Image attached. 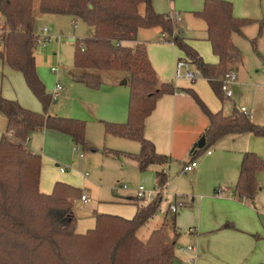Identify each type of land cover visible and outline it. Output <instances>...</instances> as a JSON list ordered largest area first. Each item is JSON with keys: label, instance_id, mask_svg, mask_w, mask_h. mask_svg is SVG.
Wrapping results in <instances>:
<instances>
[{"label": "trees", "instance_id": "trees-1", "mask_svg": "<svg viewBox=\"0 0 264 264\" xmlns=\"http://www.w3.org/2000/svg\"><path fill=\"white\" fill-rule=\"evenodd\" d=\"M35 2L0 0V61L23 76L27 88L46 111L54 100L36 71ZM38 10L40 16H66L93 29L92 37L80 42L74 40L73 66L80 71L74 77L75 82L99 90L104 83L102 72L126 75L130 89L127 121L104 123V130L107 135L139 144L137 154L112 155L132 160L140 172L170 161L156 153L143 131L157 101L174 94L176 89L170 84H159L144 44L134 48L122 44L134 42L139 30L159 29L163 41L184 54L224 103L222 81L228 71H233L230 66L240 56L231 38L242 35L244 27L256 23L235 18L229 2L205 0L203 10L193 15L205 23L206 40L218 60L217 64H208L187 44L170 15L154 11L152 0H38ZM262 31L259 23L256 37L250 40L254 49ZM183 92L208 120V127L201 135L205 144L201 149L192 147L191 161L227 136L264 137V126L254 124L239 109L234 108L230 116L212 113L192 90ZM0 115L6 122L0 136V264H175L179 234L173 221L170 225L173 236L168 240L166 220L146 241L137 237V232L158 213L159 198L145 207L136 204V213L129 220L98 215L95 228L78 235L72 202L81 197L80 191L56 183L51 194L40 192L41 157L26 147L30 134L42 129L55 130L68 135L75 145L86 147L84 123L38 114L6 99H0ZM263 170L262 159L254 153H244L234 194L238 198H252L259 188L256 174ZM167 184L168 175L157 172L155 187L162 192Z\"/></svg>", "mask_w": 264, "mask_h": 264}, {"label": "rangeland", "instance_id": "rangeland-1", "mask_svg": "<svg viewBox=\"0 0 264 264\" xmlns=\"http://www.w3.org/2000/svg\"><path fill=\"white\" fill-rule=\"evenodd\" d=\"M181 2L178 6L179 8H173L172 5H168L167 3L168 9L162 14L185 18V26L181 30L184 38L195 39L202 37L205 29L204 23L199 21L200 25L198 28L193 27L189 20L194 17L193 14L196 12H191V5L187 4V1L183 0ZM193 4L192 8L196 10L199 8V12L203 10L204 1L200 2V6L196 2ZM42 17L44 19L37 20L36 29L43 27L50 28L54 33L56 41L54 40L45 49L37 50L39 55L50 56L52 59L42 67L45 80L41 81L45 85L47 94L53 95L56 83L61 85L62 92L53 99L54 101L44 111L41 104L32 95L23 81V88L25 87V92L29 96L28 104L23 102L25 103V109L38 114L73 119L84 123L85 141L96 151L92 152L88 146L75 145L68 135L50 129L33 132L30 134L28 138L30 141L27 144L32 152L41 157L39 190L42 194H51L56 183H63L80 191L81 195L86 196V203H83L79 197L72 202V212L76 220L75 232L78 235H84L89 230L95 228L96 217L98 215L120 217L127 220L132 219L136 211L134 204L141 205L136 199L135 203L131 199L135 197L138 189L142 187L144 191L150 192L157 188L155 187L154 173L151 170L147 169L144 172H140L132 160L123 155H112V153H138L140 150L139 144L134 141L107 135L104 130V123H110L103 120L108 106L114 102L119 106H128L129 85L127 83V85L120 86L123 81L127 82L126 75L115 72H102L101 76L104 83L99 90H92L81 83L75 82L74 77L80 73L73 66L76 43H70L68 40L69 38H73L76 42L82 41L86 33V25L77 21L74 28L70 18L66 16L49 15ZM180 24L181 18L177 23L179 28ZM157 31V28L142 29L138 32L137 37H143L148 48H154L153 57L156 66L165 79L163 83L174 85L183 91L193 90L208 110L216 107H219L220 110L221 104L219 99L215 96L206 80L200 75L196 76L194 85L199 89L200 94L206 102L196 89L192 88L191 83L186 82V79H177L175 77L176 60L178 58L187 60L184 54L177 48L174 51L170 45L168 46L167 44L169 43L164 42L160 36V32ZM192 44L193 46L197 45L201 50L203 55L196 51L205 63H218L210 44L202 40L193 41ZM257 44L254 49L250 41H242L241 50H239L241 53L240 84L238 82L233 86V96L228 100L234 101L238 109L240 106H245L255 112L257 121L264 123V58ZM207 59L213 60L214 63L206 62ZM172 60L174 61L173 72L170 65ZM52 68H57L58 72L52 73ZM190 69L193 70L192 67ZM13 73H9L6 70L5 82L7 84H9L10 75L13 76ZM18 75L22 78L20 74ZM104 85L117 86L112 87L113 89H106ZM14 91L17 90L15 89ZM123 91L127 92V96H122L124 100L122 98V103H118L119 95L114 94ZM184 95L188 96L185 92ZM228 100L224 101V108L229 104ZM187 121L188 119L185 122ZM186 124L189 129H193L190 127L192 125L190 120ZM5 126V119L0 115V135L4 132ZM253 139L264 141V137L253 136ZM217 147L216 143L209 147V150L215 153ZM131 150L137 152H131ZM109 152L111 154H107ZM79 154H82L83 157L79 158ZM205 158H207L206 151L197 157V162L200 163ZM59 168H65V172H60ZM182 169L183 163L177 161H172L170 164L165 165V172L168 173L169 182L160 206L161 212H158L148 224L137 232L138 239L144 241L148 238L150 231L161 228L165 217V237L167 240L168 238H172L173 233L170 229L172 216H164V212H166L172 196L176 194L178 197H181L179 196L180 193L187 192L195 187L190 180L191 174L183 173ZM216 178L215 170L210 169L203 183L214 181ZM204 186L205 184L202 185V187ZM198 187L200 188L199 183ZM184 201L186 203V199ZM185 210L186 206L176 216L178 217ZM178 227L182 229L180 226ZM184 245L185 243L182 238L178 241L176 245L177 251H175L178 252V249Z\"/></svg>", "mask_w": 264, "mask_h": 264}, {"label": "crops", "instance_id": "crops-1", "mask_svg": "<svg viewBox=\"0 0 264 264\" xmlns=\"http://www.w3.org/2000/svg\"><path fill=\"white\" fill-rule=\"evenodd\" d=\"M181 1L183 0H152V7L157 14H162L168 9L167 3L168 5H172L173 8H179V4L182 3ZM185 1H187V4L191 5V12L195 11L198 13L200 9L198 8L196 10L192 8L194 6L193 3L196 2L198 6H200V2L205 0ZM223 1L232 4L233 16L235 18L249 19L256 22L253 25L244 27L242 29V35L232 36L231 40L239 50H241L242 41H250L256 37L259 23L262 24V36L258 39L257 45L264 58V0ZM33 13L36 23L37 20L44 19L39 15L38 0L35 2ZM180 18V30H183V27L185 26V18ZM70 21L71 23L75 22L72 18H70ZM189 21L193 27L198 28L200 25L199 21L201 20L193 17L192 19L190 18ZM157 30L163 38L161 31L159 29ZM50 31L54 36L51 29ZM140 31L141 30L138 32ZM38 32L39 29L37 28L35 33L37 34ZM138 32L134 42H125L122 45L134 48L137 44H144L158 82L159 84H164L163 82L165 79L159 71V68L156 66L153 57L154 48H148L144 38L141 36L137 37ZM93 34V29L86 26L84 39L92 37ZM72 39L73 38H69V40ZM185 39L190 47L203 55L198 46H193L192 42L202 40L209 44L206 40V25L202 37L195 39L185 37ZM167 45H170L175 51L176 47L174 45L170 43ZM34 56L37 75L39 79L43 81L45 80V76L42 67L46 62H50L52 59L50 56L39 55L37 50H35ZM180 59L181 58H178L176 63ZM240 59L241 53L238 59L230 66V69L236 74V83L239 82V84L241 79L239 72ZM206 62L214 63V61H211L210 59H207ZM170 65L173 72V60L170 62ZM6 70L9 73L14 72L13 76L10 75L9 84L5 82ZM18 74L20 73L11 70L6 64L0 61V99L17 101L23 108H25V103L28 104L29 102V96L25 92V87L23 88L22 85L24 78L21 74L22 78H20ZM195 81L190 82L187 80L186 82L191 83L192 88H195L199 95L202 96L199 89L194 85ZM125 85H127V82ZM104 86L106 89H113L112 87L117 85ZM120 86L124 85L121 83ZM173 87L176 89L174 94L165 95L160 98L157 101L152 114L145 120L143 135L146 140L154 145L157 154L164 155L170 159L167 164H170L172 161H177L183 163L184 166L191 161L190 151L197 143L198 139L201 138L203 132L207 129L208 120L199 107L194 104L195 102L191 100L189 96L184 95L183 90L174 85ZM15 89L17 91H14ZM193 92L195 93V91ZM177 93H182V95H178ZM114 95H119L120 102L118 100V103H122V98L124 100V97L122 96L126 97L127 92H116ZM202 99L206 102L203 96ZM228 102L229 104L226 108H224V103L220 102V110L219 107L211 108V110H209L213 113L222 112L224 116H230L233 109L237 107L234 101L228 100ZM32 106L34 105L32 104ZM118 106L119 105H116V102L108 106L103 117L105 122H110L112 124H124L126 122L128 106ZM241 107L246 108L245 106H240V108ZM246 110L250 113L251 120L254 124L260 126L264 125V123L257 121L255 112L248 108H246ZM186 119H188L187 122H189V120L192 122L190 127L193 129L188 128L186 124L187 122H185ZM29 141L30 139H28V142ZM86 143L88 147L93 148L87 141ZM28 146L29 145L27 144V148L30 150ZM217 146L215 153L211 152L210 155H206L207 158L202 160V162L199 163L197 162V159H195L197 167L194 171L190 172V180L195 187L187 192H182L179 195L186 199V210L178 217L176 215L172 216L174 229L176 234H179L177 243L183 238L185 243L184 246L194 245L196 247L197 252L194 257V264H264V170L256 174L259 188L252 198H238L234 194V188L238 179L243 154L246 152H252L259 156L264 162V141L254 140L252 135L245 134L224 137L217 142ZM131 152L137 151L131 150ZM167 164L161 166L153 165L148 168V170H151L154 173V181L155 174L160 171L165 172V165ZM210 169L215 170V176L217 175V178L214 181L212 180L203 183ZM166 174L168 175V173ZM198 183L200 184V188L198 187ZM203 184H205L204 187H202ZM43 191L45 190L43 189ZM174 196L177 195L175 194ZM131 199L135 203V197H132ZM134 205L136 206V203ZM168 215L167 212H164V216ZM190 230H193V233H191ZM152 231H150L149 235ZM176 251L175 264H187V261L191 256Z\"/></svg>", "mask_w": 264, "mask_h": 264}, {"label": "built area", "instance_id": "built-area-1", "mask_svg": "<svg viewBox=\"0 0 264 264\" xmlns=\"http://www.w3.org/2000/svg\"><path fill=\"white\" fill-rule=\"evenodd\" d=\"M176 23H178V21L180 20V17H173L171 16ZM73 27H76V22H73ZM36 34V33H35ZM56 41V39H54L53 34L51 33L50 29L47 27H43L39 29V32L36 34V48L35 50L38 49H45L47 48V46L49 44H51L53 41ZM70 42V40H68ZM71 43V42H70ZM35 52V51H34ZM192 67L193 70H191L190 68ZM58 69L57 68H52L51 72L52 73H57ZM200 75V73L187 61L185 60H178L176 63V68H175V77L177 79L179 78H183L186 79L190 82H193L196 80V76ZM236 84V74L234 71H228L226 73V75L224 76V79L222 81V92L224 94V97L228 100L231 99L233 96V92H232V87L233 85ZM62 92V87L60 84H56L55 86V90L53 95H51L52 99H55L60 93ZM178 95H182V93H177ZM240 112H242L245 115L250 116V113L246 110V108L241 107L239 108ZM211 151L208 150L206 151V155H210ZM83 155L79 154V158H82ZM197 167V162L195 159H193L192 161H190L189 163L185 164L183 166V173H190L192 171L195 170V168ZM60 172H65V168H60L59 169ZM165 190L166 187L164 188V190L162 192H160L159 189L150 191V192H146L144 191V189L142 187H140L138 189V191L136 192L135 195V199L141 203L140 206H147L148 204H150L151 202H153L154 200H156L157 198L160 199V206L163 202V196L165 195ZM80 200L83 203L87 202V198L84 195H81ZM170 203L167 207V214L171 215V216H175L181 209H183L186 206V203L184 201L183 197H178V196H172L170 199ZM158 212H161V209L159 208ZM191 233H193V230H190ZM179 252H183L186 254H189L191 256V258L187 261V264H194V257L196 255L197 249L194 245H187L184 247H180L178 249Z\"/></svg>", "mask_w": 264, "mask_h": 264}, {"label": "water", "instance_id": "water-1", "mask_svg": "<svg viewBox=\"0 0 264 264\" xmlns=\"http://www.w3.org/2000/svg\"><path fill=\"white\" fill-rule=\"evenodd\" d=\"M70 42L73 43L74 40L72 39V40H70ZM122 84L125 85V84H126V81H123ZM204 144H205V139L202 137V138H200V140L195 144V147H196L197 149H201V148H203Z\"/></svg>", "mask_w": 264, "mask_h": 264}]
</instances>
